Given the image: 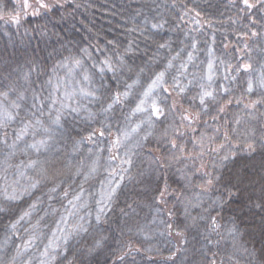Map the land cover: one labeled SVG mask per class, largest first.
<instances>
[{"label": "rangeland", "instance_id": "rangeland-1", "mask_svg": "<svg viewBox=\"0 0 264 264\" xmlns=\"http://www.w3.org/2000/svg\"><path fill=\"white\" fill-rule=\"evenodd\" d=\"M133 2L121 25L105 28L108 41L73 39L26 62L16 52L27 48L30 4L0 0V264H192L208 251L229 261L243 253L230 227L210 235L219 205L185 158L201 153L216 172L229 151L210 128L186 133L171 94L210 115L243 90L264 95V0ZM254 118L239 117L236 130L257 144ZM160 177L178 181L171 207L158 200ZM193 226L203 247L191 238L169 262ZM126 240L134 247L123 256Z\"/></svg>", "mask_w": 264, "mask_h": 264}, {"label": "trees", "instance_id": "trees-1", "mask_svg": "<svg viewBox=\"0 0 264 264\" xmlns=\"http://www.w3.org/2000/svg\"><path fill=\"white\" fill-rule=\"evenodd\" d=\"M27 1L30 7L25 8L22 20L28 28L29 40L26 50L16 52L26 62L34 59L44 62L50 50H56L73 39L93 47L104 43L113 38L105 28L121 25V20L135 9L134 0H42L47 5L45 8L40 7V0ZM176 8L173 13H177ZM172 12L169 14L171 21L179 25V19L175 20ZM114 15L115 18L112 17ZM121 33L123 34L121 31L117 35ZM139 39L142 37L137 36L134 41L140 43ZM145 57L130 55L129 59L140 64ZM101 66L105 68L106 61ZM243 92L239 97L231 96L225 103L216 105L213 115L192 108L187 98L183 100L180 95L171 94L173 111L182 114V117L188 116L191 120L189 123V120L183 119L186 133L197 136L205 127L210 128L213 136H219L217 144L220 152L229 151V155L218 164L220 166H217L216 172L215 169L212 171L209 162L203 160L201 153L191 152L190 155L185 154V158L201 175L199 186L202 192H206L219 205L209 220L208 228L212 231L210 235H216L221 229L230 227L241 240L244 249L235 261L224 260L222 253L221 256L217 254L206 259L211 251L204 249L208 251L206 258L199 257L192 264H264V95L250 97L247 92ZM245 116L255 117L259 133L254 135L257 137V144L253 140L244 139L241 131L236 130L239 124L237 121H241L239 117ZM174 179L160 177L156 184L158 200H163L161 203L168 207L172 204L170 206L165 201H169L171 195L176 193L178 184ZM169 211L171 212V208ZM195 232L193 226L177 235L176 256L169 262H174L185 241L193 238L195 242ZM172 235L173 238L176 237L174 233ZM127 240L124 241L126 248L123 256L134 247ZM203 243L195 242L194 245L203 247ZM194 251L197 253L199 250L195 247Z\"/></svg>", "mask_w": 264, "mask_h": 264}, {"label": "snow or ice", "instance_id": "snow-or-ice-1", "mask_svg": "<svg viewBox=\"0 0 264 264\" xmlns=\"http://www.w3.org/2000/svg\"><path fill=\"white\" fill-rule=\"evenodd\" d=\"M245 4H246L249 8L252 7L251 4H248V3H247V0H245ZM40 7H41V8H45V7H47V5H45V4L42 2V0H40ZM161 47H163V45H161ZM163 76H164V73H160L159 76L157 77V80H158V81L161 80V79L163 78ZM85 79H87V77H85ZM154 83H155V82H154ZM88 94H90V93H88ZM147 94H148V93H145V95H147ZM211 95H212V94H211L210 92H204V93L201 95V97H200V103H201V104H204V98H205V97H210ZM114 102H115V103H119V97H116L115 100H114ZM141 103H143V101H141ZM109 107H111V105H109ZM137 110L143 111V109L140 108L139 106H138V109H137ZM151 113H152L153 116H156V117L159 119V117L163 114V109L159 108V107L156 105V103L153 102V106H152V109H151ZM5 118H6V119H12V116H10V115H6ZM183 119H185V120H189V123L191 122V120H190V118H189L188 116L183 117ZM17 138L19 139L20 137L18 136ZM173 147H175V144L173 145Z\"/></svg>", "mask_w": 264, "mask_h": 264}, {"label": "bare ground", "instance_id": "bare-ground-1", "mask_svg": "<svg viewBox=\"0 0 264 264\" xmlns=\"http://www.w3.org/2000/svg\"><path fill=\"white\" fill-rule=\"evenodd\" d=\"M3 162V161H2Z\"/></svg>", "mask_w": 264, "mask_h": 264}]
</instances>
